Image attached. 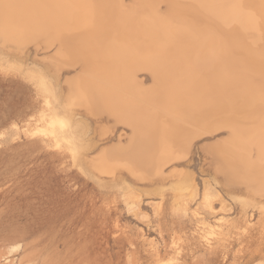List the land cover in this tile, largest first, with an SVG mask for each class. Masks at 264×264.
<instances>
[{
  "label": "bare ground",
  "instance_id": "6f19581e",
  "mask_svg": "<svg viewBox=\"0 0 264 264\" xmlns=\"http://www.w3.org/2000/svg\"><path fill=\"white\" fill-rule=\"evenodd\" d=\"M1 1L6 31L48 35L60 67L80 71L73 92L97 127L85 163L99 175L193 190L197 167H190L200 163L201 173L215 175L203 180L197 223L165 241L175 261L158 264L242 258L246 245L233 253L234 244L255 221L243 211L228 219L226 196L253 208L264 203V0ZM220 190L216 207L210 195Z\"/></svg>",
  "mask_w": 264,
  "mask_h": 264
},
{
  "label": "rangeland",
  "instance_id": "374dc122",
  "mask_svg": "<svg viewBox=\"0 0 264 264\" xmlns=\"http://www.w3.org/2000/svg\"><path fill=\"white\" fill-rule=\"evenodd\" d=\"M4 22L0 0V264L175 261L165 241L197 223L203 180L215 182L214 174L199 170L200 152L199 164L190 167H197L194 190L186 183L151 189L102 177L85 163V146L97 141V127L73 92L80 71L60 67L48 35L9 33ZM146 80L145 86H152V79ZM219 194L223 191L210 195L216 207ZM226 203L228 219L243 211L256 225L244 242L234 244L233 253L246 245L245 255H232L227 264H264V203L253 208L233 192ZM218 228L213 225L208 234L216 235Z\"/></svg>",
  "mask_w": 264,
  "mask_h": 264
}]
</instances>
